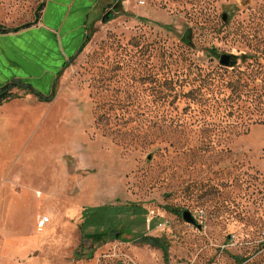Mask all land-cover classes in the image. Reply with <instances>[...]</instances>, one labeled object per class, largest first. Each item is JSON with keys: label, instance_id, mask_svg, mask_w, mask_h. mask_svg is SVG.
I'll use <instances>...</instances> for the list:
<instances>
[{"label": "rangeland", "instance_id": "1", "mask_svg": "<svg viewBox=\"0 0 264 264\" xmlns=\"http://www.w3.org/2000/svg\"><path fill=\"white\" fill-rule=\"evenodd\" d=\"M41 1L0 0V23H35ZM87 34L53 102L0 111L1 187L26 180L28 219L60 213L28 258L264 264V0H101Z\"/></svg>", "mask_w": 264, "mask_h": 264}, {"label": "crops", "instance_id": "2", "mask_svg": "<svg viewBox=\"0 0 264 264\" xmlns=\"http://www.w3.org/2000/svg\"><path fill=\"white\" fill-rule=\"evenodd\" d=\"M99 3V0H45L40 18L36 19L32 27L17 33L0 34V86L12 80H21L31 83L44 95L50 94L64 63L75 57L85 42L87 28ZM23 96L8 103L26 100L25 97L37 100L39 104L44 103L32 94L23 92ZM5 104L0 106V111L4 110ZM23 111L31 117L41 114L40 110L27 105ZM12 121H9L10 124ZM40 121L38 118H29L15 122V125L19 131L25 130V126L30 130L33 123L38 126ZM19 140L11 147H19ZM11 179L13 182L8 187L0 185V233L1 228L8 229L2 241L0 237V264H35L28 255L40 240L37 230L48 228L52 221L59 219L60 213L52 209V217L49 215L51 223L43 230L38 229V220L46 216L47 212L42 211L39 203L37 212L28 219L25 213L33 207L35 199L26 180L21 179V186L18 187L16 177L11 175ZM34 191L37 193L39 190ZM1 196L7 197L8 210L4 222L1 221Z\"/></svg>", "mask_w": 264, "mask_h": 264}, {"label": "trees", "instance_id": "3", "mask_svg": "<svg viewBox=\"0 0 264 264\" xmlns=\"http://www.w3.org/2000/svg\"><path fill=\"white\" fill-rule=\"evenodd\" d=\"M45 2V0H44ZM44 2L41 3L38 7L39 9V14L37 16V19L40 18V14L44 8ZM34 25V23H28L22 26H19L17 28H12V29H7L6 27L0 25V34H8V33H17L21 30L30 28ZM90 39L89 35L86 36L85 42L83 43L81 49L79 50V52H81L83 50V48L85 47V45L87 44L88 40ZM213 52L215 53V49H213ZM74 59L71 58L69 61L65 62L63 65V68L61 69V71L58 72L57 77L61 74V72L68 68L70 66V62ZM56 80L55 79L54 83H53V88L50 94L48 95H44L43 93H41L40 91H38L31 83H27L21 80H12L10 83H7L5 85H1L0 86V106H2L5 103H8L14 99H18L21 96L18 95L17 93H15L14 91H22L25 94H32L35 97H37V99L40 102H44V103H51L54 101V99L56 98ZM103 234H99V235H91L89 236L90 238H92L94 241H98L101 242L103 240ZM140 240H143L153 246L159 247L165 254V257L167 256V250H168V243H166L165 240H163L162 238H158V237H150V236H145L142 238H139Z\"/></svg>", "mask_w": 264, "mask_h": 264}, {"label": "water", "instance_id": "4", "mask_svg": "<svg viewBox=\"0 0 264 264\" xmlns=\"http://www.w3.org/2000/svg\"><path fill=\"white\" fill-rule=\"evenodd\" d=\"M223 18L226 19V16L224 15ZM233 58L234 57L230 56V55H225V54L221 55L220 63L222 65L228 66V65L233 63L232 62ZM182 217H183L184 221L187 222L188 224H192V225L196 224V220L190 211H188V210L183 211Z\"/></svg>", "mask_w": 264, "mask_h": 264}, {"label": "built area", "instance_id": "5", "mask_svg": "<svg viewBox=\"0 0 264 264\" xmlns=\"http://www.w3.org/2000/svg\"><path fill=\"white\" fill-rule=\"evenodd\" d=\"M50 223H51V217H49V216H42L38 220L37 227H38V229L43 230ZM125 264H133V262L130 261L129 263H125Z\"/></svg>", "mask_w": 264, "mask_h": 264}, {"label": "flooded vegetation", "instance_id": "6", "mask_svg": "<svg viewBox=\"0 0 264 264\" xmlns=\"http://www.w3.org/2000/svg\"><path fill=\"white\" fill-rule=\"evenodd\" d=\"M99 1H101V0H99ZM113 1V0H112Z\"/></svg>", "mask_w": 264, "mask_h": 264}]
</instances>
